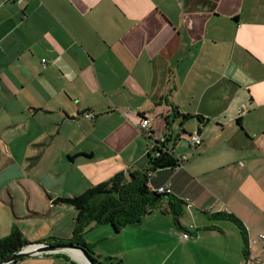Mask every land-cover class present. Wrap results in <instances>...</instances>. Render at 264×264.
<instances>
[{
	"label": "crops",
	"instance_id": "crops-1",
	"mask_svg": "<svg viewBox=\"0 0 264 264\" xmlns=\"http://www.w3.org/2000/svg\"><path fill=\"white\" fill-rule=\"evenodd\" d=\"M200 1L0 0V146H6L8 157L17 139L4 129L23 125L28 135L32 127L45 131L32 143L51 148L61 128L80 121L83 113L94 114L86 121L92 128L106 116L108 129L132 132L123 133L121 151L99 155V146L111 147L102 137L93 147L71 139L73 149L65 152L71 164L85 174L94 172L95 180L104 183L120 172L147 170L150 148L164 141L184 163L150 172V187H168L183 202L182 215L194 209L211 220L216 213L235 216L244 228L246 262L253 264L257 256L251 242L256 232L264 234V0H255L262 10H249L252 21L233 16L226 63L205 58L226 37L213 22L219 12H209ZM242 34L261 37L262 43H241ZM96 92L102 95L97 106L87 101ZM131 97L138 100L133 107L124 102ZM177 110L188 117L177 116ZM141 116L149 120L148 130L142 129ZM194 130L203 142L196 147L189 139ZM84 182L83 187L88 185ZM162 204L155 213L170 210L167 200ZM166 215L173 218L170 211ZM148 220L131 229L133 238L148 242L143 257L163 256L164 264H198L202 247L205 253L213 249L225 257L233 252L234 264H243L240 239L226 225L203 228L209 232L204 236L194 229L190 237L198 238L193 244L199 247L190 251L191 246L184 249L161 239L158 227L144 226ZM14 227L19 228L8 223L2 233L9 235ZM217 232L225 236L224 248ZM121 252L133 256L123 247ZM60 254L13 264H79Z\"/></svg>",
	"mask_w": 264,
	"mask_h": 264
},
{
	"label": "rangeland",
	"instance_id": "rangeland-1",
	"mask_svg": "<svg viewBox=\"0 0 264 264\" xmlns=\"http://www.w3.org/2000/svg\"><path fill=\"white\" fill-rule=\"evenodd\" d=\"M200 4L206 6L209 12H214V10L219 12L217 14L218 18L213 19V22H215L218 30L221 29L222 36L226 37V42H222L218 46L219 48H215V50L207 51L205 58L207 60L211 58L218 59L223 63L230 62L229 53L232 47V36L229 32L230 28H235L233 16L241 14L244 22L245 19L252 21L248 16L250 14L249 10L252 6H256L253 11L262 10L260 3L255 0H221L220 2L218 0L216 2L213 0H201ZM167 5L172 6V9H178L175 3H168ZM253 20L260 21L261 19L253 18ZM250 26L259 27L260 25L251 23ZM239 40L241 43L246 41L257 44L262 43L261 37L253 39L246 34H242ZM96 95L98 96L88 98L87 101L97 106L102 103V95L99 96V92H96ZM137 101V99L131 97L126 98L124 102H127L126 105L133 107L134 104L132 103ZM5 117L4 115L3 118ZM107 118L106 116L100 118L97 127L94 128L91 127V124L86 123V121L91 122L92 119L86 117H83L78 122L66 124V126L61 128L57 136L56 146L54 145L51 148L32 143V138H39L42 133H45L41 129L32 127V135L27 134L23 125L17 128L4 129L5 134L16 133L17 140L12 141L10 145L11 153L8 156L9 159L5 157L8 152L6 146L4 144H1L2 147L0 146L2 150L0 151V236L2 238L9 236L7 233H2L3 227L12 222L15 223V226H19L23 240L28 243L42 242L43 244L57 246L60 245V240H69L71 238L73 218L76 215L75 209L64 203L53 205L47 195L49 194L55 199L69 198L73 195H81L89 188L101 184V182L95 180L94 172L85 174L78 166L71 164L65 158V152L73 149L71 141L74 143L79 139H83V144L93 147L97 144L95 142L102 139V137L107 138L111 147L108 145L99 146L98 150H96L99 155L111 156L116 154L117 150L121 151L123 146L120 145V140L123 133L126 131V133L131 134L132 132L130 129L125 131L108 129ZM192 123L195 124V122H190V125L194 127ZM2 126L0 124V130ZM196 133L194 130L193 135H196ZM80 164H82L81 161L78 162V165ZM83 181H86L84 183L88 185L81 186ZM151 218L153 219L148 220L144 226L158 227V236L161 239L165 241L172 240L175 246H180L184 249L191 246L190 251L193 250L194 246L199 247V245H196L198 238L196 237V240H194V237L189 235V242H187L189 245H187L181 238L184 230L187 229L189 231L191 227H194L195 231L197 229L201 231L203 228L214 227L216 223L226 225L240 239L242 263L249 264L246 262L243 253L244 240L240 228L232 222L217 221V219L211 220L210 217L208 218L194 209L190 210L189 213L184 212L179 224L175 217L171 219L169 215L161 212L151 215ZM127 229L130 231L135 228L130 226ZM128 231L125 230L120 234H116L111 226L100 227L92 225L86 230L85 241L91 245L92 256L105 264H119L122 260H124L123 264H138V261L141 260H145L146 264H164L163 256L154 257L153 259L147 256L143 257L146 254L144 245L148 244V242L133 238L131 233L134 232L132 230V232ZM217 233L223 238L224 248L225 236L219 232ZM257 233L254 235L250 245L251 249H253L254 257L257 256L253 264H264V245L257 240ZM198 234H203L204 236L209 235V232H203L202 230ZM193 240L196 243L194 242L193 244ZM121 247L132 252L133 256L126 252L123 254ZM199 248L202 257L197 260L198 264H234V259L231 257L233 252L228 253L227 257H225L223 253L213 249L205 253L202 247Z\"/></svg>",
	"mask_w": 264,
	"mask_h": 264
},
{
	"label": "trees",
	"instance_id": "trees-1",
	"mask_svg": "<svg viewBox=\"0 0 264 264\" xmlns=\"http://www.w3.org/2000/svg\"><path fill=\"white\" fill-rule=\"evenodd\" d=\"M87 113L91 112H85L82 116L84 117ZM176 114L185 119L188 117L181 114L178 110ZM141 118L143 123L146 119L143 116ZM198 120L199 122L203 121L200 118ZM236 122L242 128L241 119H237ZM146 129L148 130V127ZM144 133L146 134L148 131H144ZM197 134L200 136L199 132ZM189 136H192V134H189ZM148 157L149 166L145 171L120 172L108 181L89 188L81 195H73L69 198H51L53 204H68L76 211L71 238L69 240H60L59 243L76 244L85 248L92 256L93 252L85 241V233L88 228L92 225L100 227L111 226L118 233L130 226H133V228L137 227L151 218V215L155 214L159 206L161 208L165 200L168 201L169 211L173 218L178 219L182 215L183 202L174 197L172 193L159 194L155 192L150 187L149 181L150 172L165 168H179L183 165L184 159L175 157L164 141H156L153 147L150 148ZM169 211L163 210L162 213L168 214ZM213 218L236 223L244 234V228L235 216L226 213H216L213 214ZM28 244V242L23 240L20 229L14 227L9 236L0 238V262L9 255L20 251ZM60 256L72 262L70 257L64 254H60ZM92 257L94 258V256ZM94 260L97 264H105L96 258ZM72 263L75 264L74 262Z\"/></svg>",
	"mask_w": 264,
	"mask_h": 264
},
{
	"label": "water",
	"instance_id": "water-1",
	"mask_svg": "<svg viewBox=\"0 0 264 264\" xmlns=\"http://www.w3.org/2000/svg\"><path fill=\"white\" fill-rule=\"evenodd\" d=\"M189 139H191L190 136H189ZM75 251L79 252L88 264H97L94 258L85 248L78 246L76 244H73V243L60 244L57 246H51V245H47L43 243H38V244L31 243L30 245H26L25 247H23L20 251L9 255L6 259L0 262V264H13L16 261L21 260L23 258L43 256L49 253L51 254L64 253L68 255L70 258H72L73 260L77 261L79 264H83L81 263L79 259L75 258L72 255V252H75Z\"/></svg>",
	"mask_w": 264,
	"mask_h": 264
},
{
	"label": "built area",
	"instance_id": "built-area-1",
	"mask_svg": "<svg viewBox=\"0 0 264 264\" xmlns=\"http://www.w3.org/2000/svg\"><path fill=\"white\" fill-rule=\"evenodd\" d=\"M43 62H45V61H43ZM84 117H86V118H88V119H94L95 118V116H94V114L93 113H87V114H85V116ZM149 120H145L143 123H142V125H141V127H142V129H145V130H147L146 128L148 127V125H149ZM190 144H191V146H193V147H196V146H200V145H202V141H201V138H200V136L198 135V134H196V135H193L192 134V136H190ZM152 190H154L155 192H157V193H159V194H162V193H171V190L168 188V187H166V186H164V187H160V188H158V189H152ZM194 232V227H191L190 228V230L189 231H186L183 235H182V239L183 240H188L189 239V235L191 234V233H193ZM256 238H257V240H259L261 243H263V245H264V234H257L256 235Z\"/></svg>",
	"mask_w": 264,
	"mask_h": 264
},
{
	"label": "bare ground",
	"instance_id": "bare-ground-1",
	"mask_svg": "<svg viewBox=\"0 0 264 264\" xmlns=\"http://www.w3.org/2000/svg\"><path fill=\"white\" fill-rule=\"evenodd\" d=\"M72 255H73L75 258L79 259V260L81 261V263H83V264H88L79 252H77V251L72 252Z\"/></svg>",
	"mask_w": 264,
	"mask_h": 264
}]
</instances>
